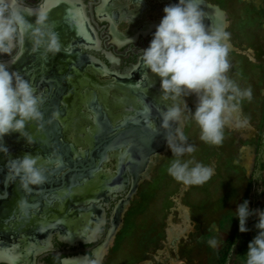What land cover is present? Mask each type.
Here are the masks:
<instances>
[{
  "label": "rangeland",
  "instance_id": "1",
  "mask_svg": "<svg viewBox=\"0 0 264 264\" xmlns=\"http://www.w3.org/2000/svg\"><path fill=\"white\" fill-rule=\"evenodd\" d=\"M205 1L219 6L227 13L225 31L230 35L229 60L232 66L229 76L242 90L250 87L253 93L251 101L245 99L241 104V120L247 119L248 124L238 126L231 123L226 127L221 146L202 142L199 138L200 129L194 120L189 119L183 124L187 142L195 148L191 156L185 155L183 159H194L213 167L214 175L202 186L185 188L168 175L167 168L173 159L171 150L168 148L161 153L152 172L148 177H142L137 185L135 196L123 218L116 246H113L116 249L113 255L116 260H112V264L136 263L143 256L151 264H223L221 255L227 240L234 229L239 228V219L235 215L237 207L245 201L255 174H259L258 178L263 180L264 185V151L260 150L261 136L264 134V0ZM149 2L151 8L148 18L153 20L160 16L156 14V10L167 5L154 0ZM108 78L111 76L102 77ZM157 83H160L159 78ZM186 103L194 113L196 105L190 98ZM113 110L116 114L126 112L122 107ZM91 119L92 113L86 105L82 106L74 116L71 133L77 135L84 131V136L87 137ZM80 139V144L67 137L65 141L73 144L78 152L89 151L84 145L85 140L82 137ZM11 154L7 156L12 157ZM41 156L45 160L42 166L49 167L50 170L58 167L44 155ZM56 156L57 154H53V157ZM87 159L80 163H87ZM64 161L66 167L56 175L59 176V181L66 169H70L72 159ZM95 162L98 167L97 156ZM116 167L117 158H111L102 163L101 173L114 175ZM92 177L99 182L100 178L96 175L89 176L86 180L90 181ZM13 179L15 178L10 175L9 181ZM101 182L100 180L92 187H101ZM257 218L245 245L241 248V242L236 241L227 264H246L248 244L258 234L255 227ZM212 240L217 242L215 246L209 243ZM145 252H149V255L144 254Z\"/></svg>",
  "mask_w": 264,
  "mask_h": 264
},
{
  "label": "clouds",
  "instance_id": "2",
  "mask_svg": "<svg viewBox=\"0 0 264 264\" xmlns=\"http://www.w3.org/2000/svg\"><path fill=\"white\" fill-rule=\"evenodd\" d=\"M163 11L164 16L149 47L141 50V60L144 67L159 78L160 98L172 102L164 107L166 111L158 109L161 127L167 133V146L173 154L168 175L185 188L202 186L211 179L215 169L194 159H183L195 152L194 146L187 142L183 124L189 119L194 120L202 142L221 146L225 128L233 119L238 126L248 124L247 119L241 120V104L245 99L251 101L253 93L250 87L242 90L230 78V35L222 26L205 25L208 17L202 10V0H179L178 4L165 6ZM26 41L31 44L33 53L43 49L45 53L55 55L62 47L55 25L49 21L46 12L25 6L24 0H0V56L10 58L8 62L0 61V151L4 153H9L3 144L6 136L18 133L30 144L33 140L26 131L28 124L35 122L43 127L41 108L44 98L19 72L9 70L18 62L16 53ZM192 95L198 101L194 113L185 101V97ZM151 112V107L145 104L140 114L145 117L147 126L157 133L159 130ZM57 115L53 113V119ZM174 124L177 125L175 128ZM40 159L26 153L11 161L10 174L19 178L25 191L46 182ZM56 163L59 165V159ZM25 206L26 202L21 201L20 207ZM235 215L241 233L249 231L247 222L251 216L259 217L255 225L258 234L248 244L246 264H264V211L250 210L249 202L245 200L238 205ZM209 243L215 246L217 242ZM3 255L13 262L20 259L15 246L5 249Z\"/></svg>",
  "mask_w": 264,
  "mask_h": 264
},
{
  "label": "flooded vegetation",
  "instance_id": "3",
  "mask_svg": "<svg viewBox=\"0 0 264 264\" xmlns=\"http://www.w3.org/2000/svg\"><path fill=\"white\" fill-rule=\"evenodd\" d=\"M140 1L141 0H24V3L25 6L31 7L34 10H43L48 16L53 12H56V15H58V13L62 12L60 11L61 9L69 11L70 19H65L66 21L64 20V22L74 27V24L78 21L77 26L79 28L85 27L87 34L78 33L77 36L71 37L67 35V32L66 43L63 44L60 41L62 46L60 51L61 55L67 56L69 53L76 52L80 58L78 63L80 68L90 67L92 65L100 74V79L104 76H111V78H114L116 81L119 80L117 81L118 84L124 81L120 76L114 73L126 75L142 61L141 50L149 47L156 28L164 16L163 9L165 7H162L156 10V14L160 16L153 20H149L148 13L151 8L149 5L150 2L149 0ZM154 1L167 6L179 3V0ZM140 7H144V11L140 17H135L136 22H139L138 24L140 26L145 25L147 22L149 23L146 25L147 28L138 30L139 25L134 24L135 22L131 17L134 16L133 12L139 11ZM202 10L207 13L208 18L204 21L206 26L219 25L226 30L227 13L224 12V10L205 0H202ZM50 19L51 16L49 17V20ZM73 29L75 30V27ZM83 37L86 38L85 41L80 42V44H75L76 38L85 39ZM229 46L231 47L230 44ZM16 54L19 57L18 62L15 65H11L9 70L19 72L21 76L27 72L32 73L31 77L26 80L37 89V94L44 98L45 102L41 108L44 114V121L42 128L35 122L28 124L26 131H28L29 133H27L32 137L33 143L27 144L26 140L22 139L18 133L6 136L3 144L8 148L9 153L0 151V159L3 160V158L9 157L7 155L10 153H12L11 155H24L30 153L33 156L39 157L44 155L49 159V157H53V152L49 151L52 146L54 147L55 144L61 143V141L67 143L65 141L67 132L61 123V119L67 115L68 109L64 105L63 100L72 89L69 75L74 72V64H71L70 69L67 68L68 70L66 69L65 71L62 70V66L58 65H48L37 73L33 71H21L20 69H15V67L24 63V59H27L29 56V47L26 42ZM50 56L51 54L45 53V51L41 49L39 54L40 59L44 60ZM72 56L69 58L71 63L75 61L74 55ZM65 59L69 60L67 58ZM9 60L10 58L8 56H0V61L2 62H8ZM127 82H130V80L126 81V83ZM192 97L197 101L195 95H192ZM191 101L196 105L193 100ZM94 102L96 104V101ZM53 113H58L54 119ZM49 120H51V123H48ZM48 142L53 143L51 144L52 146ZM61 148L64 147L58 146L56 147V151L52 148L55 151L54 154L60 152L59 150ZM65 149L71 151L67 148ZM114 153L115 152L108 155L113 157ZM118 157L120 156L118 155ZM71 159L75 161L72 156ZM73 164L72 162L70 163L72 166ZM43 167L45 169L49 168ZM4 169H6L5 174H7V171L10 172V166H5ZM4 169H1V172ZM53 170L52 168V170L47 171L51 172ZM115 170L117 171V167ZM139 170L140 166L138 165L135 166V168L127 169L122 177L123 180L119 181L117 187L88 188L85 193L77 191L74 195H70L69 192H66V194L63 195L65 196V200L60 202L61 205H57L56 203L60 199L57 195L58 199H55L51 204L44 202L42 203L43 206L40 204L38 207L32 209L24 207L29 214V220L27 219L16 232H13L11 228L12 224L8 225V228L5 226L1 227L0 236L3 235L4 237L2 236L0 238L4 240H0V246L2 245V247H0V264H93V262L94 264H112L111 261L116 260L113 256L116 249L113 248V246H116V240L123 227V218L137 190V187H133V176L136 172L138 173ZM68 171L69 170L66 169L65 173L60 176L61 180L64 175L66 176ZM105 174L112 175L111 173ZM17 179L19 180V178ZM9 184L10 183L5 185V181H3L1 187H8ZM60 185L61 183L53 186ZM30 187V192H37V194L43 198L45 193L51 192L52 190L57 191L66 186L45 187L41 189ZM5 189L6 188L2 191L0 190V207L1 203L3 205L8 196L7 192H5L7 189ZM257 209L264 211V192ZM25 210H23V212H25ZM84 215L85 218H83ZM17 218L19 219L20 215ZM17 218H13L9 215L6 217V220L13 222L14 219ZM257 219H259V217ZM21 238L25 244L33 245L31 248L26 249L31 250V255L21 256L24 258V261L20 259L15 262L8 260L3 255L4 250L10 249L12 244H15ZM144 254L149 255V252H145ZM127 260L130 261L129 258ZM145 263L151 264L150 261L143 256L138 262L132 264Z\"/></svg>",
  "mask_w": 264,
  "mask_h": 264
},
{
  "label": "bare ground",
  "instance_id": "4",
  "mask_svg": "<svg viewBox=\"0 0 264 264\" xmlns=\"http://www.w3.org/2000/svg\"><path fill=\"white\" fill-rule=\"evenodd\" d=\"M143 9H144V7H140L138 12H133L134 16L131 18L135 22L134 24L139 25L138 24L139 22H136L135 17H137V18L140 17L142 12L144 11ZM60 11H62V12L58 13V15H56L57 14L56 12L51 13L49 15V17L51 16V19L49 21L55 25V31L59 36V40L63 44L66 43V33L67 32H68L67 35H70L71 37L77 36L78 33H81V34L86 33L87 34V30L85 29V27L79 28L77 26L78 21L76 22V24H74L75 30L73 29L74 27L72 25H69V23L64 22L65 19H70V12L69 11H65L62 9ZM57 16H59V17H57ZM56 17H57V19H56ZM31 22H34L33 18H31ZM148 23L149 22L145 23V25H142V26L139 25L138 30L147 28L146 25H148ZM83 38H85V37H83ZM85 40H86V38L85 39L76 38L75 44H80V42H83ZM26 44L29 47V56L27 57V59L26 58L24 59V63H22L18 67L16 66L15 69H20L21 71H33V72L37 73L39 71H42L48 65H52V66L58 65V66H62V70L65 71L67 68L70 69L71 64L72 65L74 64V72L71 75H69L70 76L69 81H70V84L72 86V89H71L70 93L68 94V96L66 98H64V100H63L64 105L68 109L67 115L64 118H62V119L60 118V119H61V123H62L65 131L67 132L66 133L67 138L72 140L73 142L80 144L81 143L80 137H82L85 140L84 145L89 148L88 150L95 149L97 137H100V138L102 136L108 137V135L110 134L109 132L103 131L102 125L98 121V113L96 111V108L98 106H101L103 108L104 112L107 113L109 115V117H111V119H112L111 123H113L112 126H114V124H116V125H122L123 127L127 128V127H131L133 125V122L138 121V120H140L139 122L141 124H146L145 123V117L142 116L140 113L142 112L144 105L147 104V101L149 99L155 100V103L157 105L158 104L160 105V109H162L166 105L172 103L171 101L166 102L160 98V95L162 94V92H161L160 83H157L158 77L151 74V72L148 69H146L145 67H143L142 71L136 70L132 74V77L134 78V80L127 82V83L124 81V82L117 84V81H119V80L116 81L114 78L100 79L99 78L100 74L98 73L96 68L92 67V65L90 67L80 68V66L78 64L80 58L78 57V54L76 52L69 53V55H67V56L61 55V53L59 52L55 55L51 54L50 57L42 60L39 58V54H40L41 50L39 52L33 53L31 50V47H32L31 44L27 41H26ZM34 55H35V58H34ZM72 55H74L75 61H73L71 63L70 62L71 60L69 58ZM62 56L69 59V60H66ZM77 66H79V67H77ZM112 96H113V98H111ZM189 98L197 104L198 101H196L192 96L185 97V101L187 99L189 100ZM94 101H96V104ZM85 105L88 108V110L92 113L90 128H88L89 129L88 130L89 135L87 137L84 136V131H81V130L80 131L83 134L80 132L77 135H73L71 133L70 129L72 127L71 125L73 123L74 116L81 109V107L82 106L84 107ZM121 107H122L123 111L125 110L126 112L123 114H116V112L113 110V108L119 109ZM164 109L167 110L166 108H164ZM93 113L95 114V116ZM151 113H154V111L152 110ZM131 119H133V120H131ZM152 119H153L155 125L160 123V120L158 118L152 117ZM117 123H119V124H117ZM130 132L131 131H127V129H126L125 134L127 133V135L129 136ZM30 134H32V133H30ZM128 136H126L127 137L126 139H128L129 142L132 141L131 139H129ZM48 143H50V145L53 144L51 142H48ZM108 145H111V143L110 144H104L101 148L99 147V149L96 150L95 155L97 156V163L99 164V166L96 167L94 169V171H90L89 173H86V175L82 176L81 178H80L81 172H78V171L70 172L69 171L66 174V176L67 175H69V176H67V177L65 176L67 181L65 180V177L63 180H60V181L58 180L59 176L56 177V175L58 174V170L62 171L66 167V165H65L66 163L64 160L69 158L70 155H72L77 160V161H72V164L74 163L73 165H75V163H77V165H78V164H80L79 160L82 159L81 160V162H82V161H84L85 158L86 159L88 158L87 151L82 150V151L78 152L77 150H75V147L73 146V149L71 151H67L65 148H61L59 150L60 152H57L56 157H49L50 161L55 162V163H56L57 159H59V165L56 168L57 170L55 172H54V170L51 172L45 170L46 182L44 184L40 185L42 187H38V186H32V187L41 189V188H45V187H48L51 185H58L61 182L63 183V185H65V183H66V185H65L66 187L63 186L64 188H60V190H57V191L52 190L51 192H47V193H45L43 198H41L42 196H39V194H37L36 191H35L36 193L30 192V191H25L20 185V180H18L17 178H15L14 180H11V182L8 181V183H10L8 187H1L3 185V181H5V178L9 175V174H5V170H6V169H4L5 166L6 167L11 166V161L13 159L20 158L22 156H20L19 154L18 155H12V157L11 156L6 157V159L3 160V162H1V160H0V172H1V169H4L0 173V190L2 191L4 188H6L7 191H5V192H7V194H8L6 200L4 201V204L2 205V203H1V207H0V230L2 229L1 227H3V226L7 227L8 225L12 224L11 228L13 229V232H16L18 230V228L20 226H22L27 221V219L29 218L28 217L29 214L27 213L25 208L20 207L21 201L26 202L25 207L27 209L28 208L32 209V208L38 207L40 204H42L44 202H46V203L48 202V204L53 203V201L55 199H58L57 198V195H58V197L60 199L56 203H57V205H61L60 202L62 200H65V196H63V195L66 194V192L67 193L69 192L70 195L76 194L77 191L85 193L88 188L89 189L94 188L92 186H94L96 183H99L100 180L102 181L101 183L103 185L106 182V180L103 179V177H108L110 175H106L105 173H101L102 163L111 160V158H113V157L117 158L119 161L120 157H118V155L121 156L124 152V149H119V150H117L118 152L114 151L115 152L114 156L111 157L108 155L109 153H106V148H107L106 146H108ZM129 146L133 147L134 145H132V143H130ZM131 151L133 152V151H135V149L131 148ZM111 153H113V152H111ZM62 157L65 159L62 160L63 159ZM0 158H1V156H0ZM40 158H41L40 164L43 165L45 160L42 159V156ZM69 159L71 161V158H69ZM159 159H160V155H157L153 158V160L149 164L148 169L146 170L143 178L149 176V174L152 172L154 166L158 163ZM41 160H43V161H41ZM42 162H43V164H42ZM69 166L71 168L72 165H69ZM93 175L99 176V178H100L99 182L95 181L93 179V177L90 181L86 180L87 176L89 177V176H93ZM84 182H85V186H83ZM8 183L6 182V184H8ZM69 183H71L70 184L71 186L68 185ZM52 192H53V194H52ZM71 198H73V197H71ZM42 206H43V204H42ZM23 210H25V212H23ZM63 212H64V210H63ZM9 215H11L13 218L14 217L17 218L20 215V218L19 219L17 218L18 220L14 219V221L11 222L10 220H6V217H8ZM83 218H85V215L83 216ZM23 230H25V229H23ZM2 236L3 235H1L0 237H2ZM0 240L2 241L4 239L0 238ZM13 246H15L16 253L18 255L20 254V260L24 261L23 260L24 258L21 256H30L31 255V250H26V249L31 248L33 245L25 244V242L22 240V238L20 240H18L15 244H12V247ZM0 247H2V245ZM12 247H10V248H12Z\"/></svg>",
  "mask_w": 264,
  "mask_h": 264
},
{
  "label": "water",
  "instance_id": "5",
  "mask_svg": "<svg viewBox=\"0 0 264 264\" xmlns=\"http://www.w3.org/2000/svg\"><path fill=\"white\" fill-rule=\"evenodd\" d=\"M103 66V65H102ZM143 63L142 61L137 64L133 70L129 71L130 73L126 75H119L118 73H114L117 76H120V78L123 81H131L134 80L132 77V73H134L136 70L137 71H142L143 69ZM104 67V66H103ZM32 73L27 72L24 75H22L25 79H29L31 77ZM167 102V101H166ZM147 105L151 107V109L154 111V113H151V116L153 118H158L160 120V123H158L156 126L158 128V132L154 133L146 124H141L138 121H134L133 125L131 127H123L122 125H113L111 117L107 113L104 112L103 108L101 106H98L96 108V111L98 113V121L102 125L103 131L104 132H109L110 134L108 137H97L96 138V145L95 149L87 151L88 153V159L87 163H80V165H75L71 166L69 169L70 172L72 171H81V177L84 176L86 173H89L88 171H92L93 169L96 168V155L95 152L99 147L101 148L104 144H110L106 146V153H111L114 151H117L119 149H124L123 154L120 156L119 161H117V171L114 175L108 176V177H103V179L106 180V182L101 186V187H117V184L119 181L123 180V175L124 172L127 169L135 168V166H140V170L142 172L138 173L136 172L133 176V187H137L138 183L140 182L141 178L144 176L146 170L148 169L149 164L153 160V158L161 153H164L167 149V140H166V131L161 127L162 125V117L160 115V112L158 109H160V105L155 103V100L149 99L147 101ZM165 110V109H164ZM166 111V110H165ZM133 120V119H131ZM234 123H237L235 119H233ZM177 125H173V128H175ZM131 131L129 136L127 133L125 134V131ZM104 135V134H103ZM128 136L129 139L132 141H128L126 139ZM57 143V142H56ZM130 143H132V146H129ZM136 145V146H135ZM52 146V145H51ZM62 146L64 148H67L69 150L73 149V144L70 143H57L50 148L49 151H52L53 154L56 151V147ZM54 148V150L52 149ZM131 148H134L135 151H131ZM95 150V151H94ZM131 152V153H130ZM86 155V154H85ZM72 155H70L71 158ZM54 159V158H53ZM80 159V158H79ZM82 160V159H81ZM81 160H79L81 162ZM55 163V162H53ZM45 169V168H44ZM62 169V168H61ZM50 170V169H45ZM56 167L54 169V172L56 171ZM61 170H58V173ZM7 174H9L6 179H5V185L6 182L8 183L9 181V176L10 172L7 171ZM65 175L63 176L64 179ZM62 179V180H63ZM63 183L61 182V187H63Z\"/></svg>",
  "mask_w": 264,
  "mask_h": 264
},
{
  "label": "built area",
  "instance_id": "6",
  "mask_svg": "<svg viewBox=\"0 0 264 264\" xmlns=\"http://www.w3.org/2000/svg\"><path fill=\"white\" fill-rule=\"evenodd\" d=\"M262 140H261V147H260V150L263 152L264 151V134H262ZM259 177V174H255L254 178H253V181L251 183V186H250V190L245 198V200H247L249 202V209L250 210H256L257 209V206L259 205L261 199H262V196H263V192H264V187H263V183H262V179L261 178H258ZM256 218V215L254 216H251L249 219H248V222H247V227L248 229L250 228V225L252 223V221ZM247 233V232H246ZM246 233H241L239 231V228L237 229L236 231V237L234 239V242L231 246V250L229 252V255H228V258L226 260V263L229 262V259H230V253L231 251L233 250V248L235 247V244H236V241L238 240L239 243L243 241V238H244V235ZM235 264V263H233Z\"/></svg>",
  "mask_w": 264,
  "mask_h": 264
},
{
  "label": "trees",
  "instance_id": "7",
  "mask_svg": "<svg viewBox=\"0 0 264 264\" xmlns=\"http://www.w3.org/2000/svg\"><path fill=\"white\" fill-rule=\"evenodd\" d=\"M254 222H256V218L252 221V223L250 225V228H249V231L244 235L243 241L241 242V248L245 245V243H246V241L248 239V236H250V230H251L252 224ZM236 231H237V228L234 229L232 235L228 238L225 250H224V252L221 255L222 256V260H223V264L226 263V260L228 258L229 252L231 250V246H232V244L234 242V239L236 237ZM235 264H237V263H235Z\"/></svg>",
  "mask_w": 264,
  "mask_h": 264
},
{
  "label": "crops",
  "instance_id": "8",
  "mask_svg": "<svg viewBox=\"0 0 264 264\" xmlns=\"http://www.w3.org/2000/svg\"><path fill=\"white\" fill-rule=\"evenodd\" d=\"M232 124H233V125H234V124L238 125V122H237V123H234V122L232 121ZM236 125H235V126H236ZM236 128H238V127H236Z\"/></svg>",
  "mask_w": 264,
  "mask_h": 264
}]
</instances>
